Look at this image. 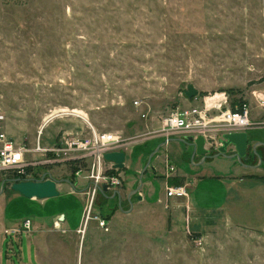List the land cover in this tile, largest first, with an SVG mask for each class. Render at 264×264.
<instances>
[{"label": "rangeland", "instance_id": "obj_1", "mask_svg": "<svg viewBox=\"0 0 264 264\" xmlns=\"http://www.w3.org/2000/svg\"><path fill=\"white\" fill-rule=\"evenodd\" d=\"M189 84L198 90L191 99ZM253 90H264V0H0V110L10 136L34 148L92 127L119 132L134 141L120 174L136 186L149 181L151 189L147 207L130 213L118 210L117 199L101 207L98 196L109 227L91 220L80 232L59 216L67 211L80 220L82 194L27 198L11 183L2 189L0 173V264H264V162L251 169L217 158L196 164L175 154L174 141L168 153L186 174L239 173L222 205H186L174 214L171 202L159 201L163 176L144 170L147 161L137 169L152 143L146 138L166 116L223 92L229 101L247 98L255 115ZM250 133L264 136V129ZM40 168L71 179L69 164ZM80 176L72 181L77 188ZM194 185L187 184L189 193ZM198 192L210 195L208 205L222 202L210 194L223 193L216 183ZM26 217L33 219L30 234H4Z\"/></svg>", "mask_w": 264, "mask_h": 264}, {"label": "built area", "instance_id": "obj_2", "mask_svg": "<svg viewBox=\"0 0 264 264\" xmlns=\"http://www.w3.org/2000/svg\"><path fill=\"white\" fill-rule=\"evenodd\" d=\"M255 106L259 113L252 110L251 102L244 97L236 96L223 103L211 107L206 104L178 109L166 116L160 132L170 137L180 132L185 135H203L206 143L221 144L223 134L231 131H247L249 129H264V90L252 91ZM233 101H235L233 103ZM139 101H135L138 104ZM134 143L129 138L115 131H98L94 127L83 136L64 135L51 146H43L38 141L34 148L24 142H18L10 136L5 125V115L0 110V173L8 181L35 180L42 178L41 163H65L74 168L75 175H82L88 181L85 195V206L82 224L79 231L85 232L88 223L95 220L105 229L109 221L99 212L94 211L99 188L107 186V190L122 185L123 178L115 163L105 159L104 154L112 151H126ZM33 156H32V155ZM44 156L43 160L37 155ZM175 167L167 163V172H173ZM41 173V174H40ZM187 184L166 186V196L186 198L189 195ZM106 190V192H107ZM105 192V193H106ZM33 220L26 217L20 226L6 229L7 235L22 233L30 234Z\"/></svg>", "mask_w": 264, "mask_h": 264}, {"label": "crops", "instance_id": "obj_3", "mask_svg": "<svg viewBox=\"0 0 264 264\" xmlns=\"http://www.w3.org/2000/svg\"><path fill=\"white\" fill-rule=\"evenodd\" d=\"M227 97L228 96H226V94L224 92H223V94H222V96L220 98H219V96L215 95V100H213L210 104H208V102L206 100L207 97H205L204 104H206V106H208V107H211V106L216 105L218 103L225 102L227 100ZM253 101H254V99H253ZM204 104H202V105H204ZM259 111L256 112V113L258 114ZM251 130H256V129L247 130V132L249 134V143L250 144L253 145L256 142H264V136L258 135L256 133H250ZM258 130H260V129H258ZM186 136L187 135H185L183 133L177 132V133L172 134L170 137H167L165 134H163L160 131H158L155 134L149 136L146 139L151 140L152 143H150V145L147 146L146 153H142L141 154L140 160L138 162V167H137L138 170H141L142 166L147 161L149 154L158 146V144H160L161 142H163V141H165L167 139H170V141H167L166 144L164 146H162L160 148V150L158 151V153L152 158L149 168H151L152 171L156 175L158 174V175L163 176V178H164L163 180L165 182V189H166L167 185L172 184L173 182H176L177 180H181V181L183 180V184H189L190 182H191V184L195 183L194 186L197 189L196 193L192 192L193 190H191L189 195H188V198L187 197L186 198H182V199L175 198V197L168 198L166 196V193H165V195H162L161 198H159V201L163 202L164 204L171 202V211L173 210L172 211L173 214H174V211L179 212V210H181V209L184 210L186 205H188L189 208H192L193 211L194 210H204V209L216 208V207L222 205L226 201L227 195L229 193V190H228L229 188H228V186L226 187V185H230V183H234L235 179H232L231 177L239 175V173L235 171L233 173H229L228 178H226V176L219 177V176H215V175L211 176V175L198 174V173L186 174L183 170L179 169L177 167V164L174 161H172L171 155H170V153H168V150H169V147H171L172 143L175 141L174 143H177V145H178V146L177 145L173 146V148H172V149L178 148V150H176L177 152H175V154L176 155L178 154L179 156L182 155L181 157H183V155L189 156L188 159L192 160V158H191L192 147H190L187 144L177 140V138H185ZM206 146L210 147V144L206 143ZM258 147L260 148L258 150L260 153L264 152V145L263 144H258ZM164 149L166 151L165 153H159L160 151H162ZM216 158L220 159V161L222 163L225 162V164L228 165V166L235 164V161H236L235 158H225L223 156L216 157ZM216 158H208L204 162H208L209 161L207 164H210ZM193 161H198V162H196V164L202 163L203 162L202 161V156L196 154L194 156ZM258 161H259V158H258ZM167 163L175 167V170L173 172H170V173L167 172ZM240 167L243 168V169L244 168H249V167H247L245 165L240 166ZM71 174H72V172H71ZM121 175H122V173H121ZM192 177H195V178L192 179ZM2 178H3V176H2ZM79 178L81 180V183H79V184H81L80 188H77L75 185L71 186V184H69L67 182L59 183L57 186H58V189L60 191V194L62 192H65V193H68V194H73V195L74 194H82L85 197L83 191L87 188L88 181L82 175ZM122 178H123V175H122ZM207 183H213V184L216 183V184H218V187H222L223 193L220 194L218 196V198H215L212 195V193L210 192L211 196L213 197V198L212 197L211 198L213 200L217 199V200H221L222 202H219L217 205H208L207 204L206 201L210 202V195L209 196H205L203 194L201 195L198 192V189H200V187L202 185L204 186V184H207ZM136 184H137L136 180H134L132 182H126L125 179L123 178L122 185L117 186V187H113V188L107 190V192H106L107 193L106 200H104V201L109 202L110 200H116L117 199L118 202H119V195H120L121 196V207L120 206H116L119 211L122 210V211H125L126 213H130L132 210L135 211L136 209L139 210V209H142L144 207L146 208L147 207V199L146 198L150 194V192H149V189H150L149 181L144 182V184L140 188V190L137 193L132 194V197L140 194L139 198L137 199V201L133 202L132 206H131V204H130V202L128 200V195L130 193H132L134 188H136ZM65 185H68L69 188L64 189V191H63V188H64ZM145 185H147L149 187L148 191L143 189ZM204 191H206V190H204ZM223 195H224V200H223ZM98 196H100V195H98ZM61 214H64V219H62V220L60 218L59 219L62 221V223L65 226L68 227L69 230H74V231L78 230L79 231V229L81 228V224H82V217H80V220H77V221L75 220L74 221V219L76 218L74 216V214H72L70 212H67V211H64V213H61ZM80 215H83V211H82V213L80 212ZM13 227H17V226L5 227L4 228V234L7 235L6 232H5L6 229H11ZM8 255L9 254L7 253V256ZM10 256H11V254H10Z\"/></svg>", "mask_w": 264, "mask_h": 264}, {"label": "water", "instance_id": "obj_4", "mask_svg": "<svg viewBox=\"0 0 264 264\" xmlns=\"http://www.w3.org/2000/svg\"><path fill=\"white\" fill-rule=\"evenodd\" d=\"M184 93L189 99H191L198 94V90L193 85L189 84L187 89L184 90ZM177 140L192 147V161L194 159V156L197 154L202 156L203 162L208 158H216L223 156L225 158H235L240 164H244L249 168H257L263 163L262 157L257 147L258 144L264 145V142H256L252 145L253 153L259 158V161L256 164H248L243 161V159L247 156L248 149L250 147L249 134L247 131H231L224 133L221 139V144L217 147V150L214 152L211 151L210 147L206 146V139L203 135H198L197 137H194L193 135H187L185 138H177ZM167 141H170V139H167L158 144V146L149 154L146 168L144 170H147L148 166H150L152 158L158 153L160 148L166 144ZM230 149L232 150L229 151ZM104 157L106 160L114 162L115 167L119 169L125 167L126 152L124 151L107 152L104 154ZM5 182L6 180H3L1 183L2 189L5 187ZM61 182H67L71 184V186H74L73 182L70 179H58L54 177L51 173H46L42 178L35 180L9 181V183H11L10 187L12 190L19 192L23 196L31 199H43L60 195V191L57 185ZM141 186L142 180L140 178L139 184L136 186V188H134L132 193L128 195V200L131 206L132 194L137 193L140 190ZM99 190L101 193H105L107 190V186L103 185L101 188H99ZM119 204L121 205L120 195ZM59 218L61 220L64 219V214H61Z\"/></svg>", "mask_w": 264, "mask_h": 264}, {"label": "trees", "instance_id": "obj_5", "mask_svg": "<svg viewBox=\"0 0 264 264\" xmlns=\"http://www.w3.org/2000/svg\"><path fill=\"white\" fill-rule=\"evenodd\" d=\"M235 99H238V98H236L235 97ZM235 99H233V100H235ZM236 101V100H235ZM235 101H233V103L235 102ZM75 170H76V168H74L73 169V171H72V174H71V181H73L74 180V178L76 177V175H75ZM8 181V180H7ZM8 183H9V181H8ZM172 184H175V185H182L183 184V180L181 181V180H177L176 182H173ZM99 195H100V197L102 198V204H101V207L106 203V201H104V200H106V195H107V193H99ZM96 207H97V210L99 211V213L103 216V217H105L106 219H107V215L110 213L109 212V209H107L108 211L106 212V214H104L102 211H100L99 209H100V207L98 206V204H97V202H96ZM99 207V208H98Z\"/></svg>", "mask_w": 264, "mask_h": 264}, {"label": "flooded vegetation", "instance_id": "obj_6", "mask_svg": "<svg viewBox=\"0 0 264 264\" xmlns=\"http://www.w3.org/2000/svg\"><path fill=\"white\" fill-rule=\"evenodd\" d=\"M211 148V151L214 152L215 149H213V146L211 145L210 146ZM217 150V149H216ZM232 149H230L229 151H231ZM260 153V152H259ZM261 157H262V161L264 162V152L260 153ZM243 161L245 163H248V164H256L258 162V157L253 153L252 151V146L249 147L248 149V154L247 156L243 159ZM3 180H6V179H3ZM2 180V181H3ZM6 182L8 183V181L6 180ZM5 182V183H6ZM9 184V183H8Z\"/></svg>", "mask_w": 264, "mask_h": 264}, {"label": "bare ground", "instance_id": "obj_7", "mask_svg": "<svg viewBox=\"0 0 264 264\" xmlns=\"http://www.w3.org/2000/svg\"><path fill=\"white\" fill-rule=\"evenodd\" d=\"M210 101L212 102L213 100H210ZM211 102H210V103H211ZM49 117H50V116H49ZM49 117L46 118V121H48ZM60 216H61V215H60ZM60 216H59V217H60ZM81 232H82V231H81Z\"/></svg>", "mask_w": 264, "mask_h": 264}]
</instances>
